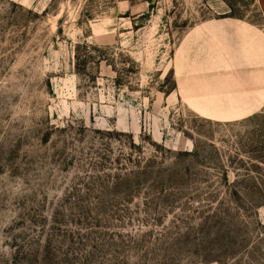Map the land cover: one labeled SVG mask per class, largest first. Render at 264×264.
I'll return each instance as SVG.
<instances>
[{
  "label": "rangeland",
  "instance_id": "obj_1",
  "mask_svg": "<svg viewBox=\"0 0 264 264\" xmlns=\"http://www.w3.org/2000/svg\"><path fill=\"white\" fill-rule=\"evenodd\" d=\"M249 55L262 0H0V264H264V105L180 92Z\"/></svg>",
  "mask_w": 264,
  "mask_h": 264
},
{
  "label": "crops",
  "instance_id": "obj_2",
  "mask_svg": "<svg viewBox=\"0 0 264 264\" xmlns=\"http://www.w3.org/2000/svg\"><path fill=\"white\" fill-rule=\"evenodd\" d=\"M221 48L230 51L225 44ZM247 57L253 74L246 83L236 75L234 59L216 57L202 66L210 74L180 82L183 99L197 113L210 119L233 121L254 114L264 105V56Z\"/></svg>",
  "mask_w": 264,
  "mask_h": 264
}]
</instances>
